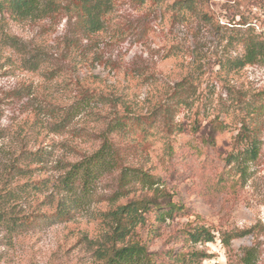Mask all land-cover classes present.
I'll use <instances>...</instances> for the list:
<instances>
[{"label":"rangeland","instance_id":"1","mask_svg":"<svg viewBox=\"0 0 264 264\" xmlns=\"http://www.w3.org/2000/svg\"><path fill=\"white\" fill-rule=\"evenodd\" d=\"M174 1L114 0L106 29L92 34L64 8L39 19L0 13V173L23 150L42 146L48 153L39 177L49 179L39 192L10 203L6 212L22 222L13 228L0 224V264L88 262V241L98 229L93 212L106 208L116 191L135 187L121 202L141 194L134 181L121 184L126 167L153 175L181 207L161 221L150 213L136 228L158 264H188L193 250L204 253L194 264H240L248 248L252 264H264V62L230 70L218 64L243 53L244 44L229 39L237 32L252 27L264 33V0H194L195 12L178 11ZM32 54L41 62L25 68L23 60ZM91 75L123 95L133 106L128 115L140 117L126 120L127 132H106L112 107L96 103L55 132L57 118L48 109L72 105L80 91L76 83L86 78L88 84ZM37 112L41 126L35 131ZM105 137L119 160L98 179L89 201L68 221H23L27 214L54 211L44 198L56 195L53 185L63 167L91 154ZM253 141L254 159L247 156L239 165L231 158L250 150ZM195 225L210 229L213 241L191 244L185 231ZM231 231L248 232L225 247L221 234Z\"/></svg>","mask_w":264,"mask_h":264},{"label":"trees","instance_id":"2","mask_svg":"<svg viewBox=\"0 0 264 264\" xmlns=\"http://www.w3.org/2000/svg\"><path fill=\"white\" fill-rule=\"evenodd\" d=\"M141 1L144 2L145 0ZM157 1L162 3L164 0ZM194 2V0H176L172 7L178 11L185 8L195 12ZM63 8L68 14L77 16V26L84 33L92 34L106 29V18L114 9V0H70L67 5L63 4V0H0V13L6 12L13 19H39L55 14ZM196 14L201 18H205V14L201 12H196ZM233 38L229 39L244 44L243 53L240 56L219 62V65L226 66L230 70L264 62V33H256L254 28L249 27L244 33L237 32ZM7 41L14 48H21L15 38L7 37ZM21 52L25 53L26 51L23 48ZM40 60V55L32 54L23 60V65L25 68L36 69L41 62ZM85 79L81 80L84 81L83 83H80V81L76 83L80 91L78 98L75 99L72 105L63 109L59 107L55 110L48 109L47 112L57 118L53 123L55 132L59 128H63L71 117L87 107H91V103L112 107L109 112L106 132L109 134L127 132L126 120L140 118L138 115H128L132 113L131 108L133 106L122 97L123 95L115 94L111 84H108L104 78L91 75L88 84ZM57 110H62L60 116L56 112ZM40 114L42 113H34L31 120V128L35 131L41 126ZM44 114L43 116H46ZM196 124L193 122L191 128H194ZM177 128H180L181 132L183 131L181 125H178ZM111 143L105 137L101 145L91 154L83 156L78 161L66 163L67 165L63 167L64 171L58 175L53 185L56 195L53 198H50L53 195L44 198V201L49 199V201H45V204H52L54 211L44 215L36 214L37 212L27 214L23 216V221L36 216L70 220L73 211L85 204L93 195L98 179L116 168L119 155ZM253 143L254 141L250 143L252 144L250 150H240L231 158L236 161L239 160V165H242V161L247 156L254 159L257 155V147ZM47 153L42 146L35 149H25L18 156V162L13 163L0 173V224H6L9 228L20 224L22 221H18L20 220L19 217L14 219L15 217L6 212L10 203L13 204L22 196H29L28 194L32 196L39 192L42 184H48V178L39 177ZM129 171L133 172L132 177H125ZM18 177H27V180L22 184L9 186L13 179ZM35 177L39 178L36 182L32 181ZM120 178L123 185L126 184L125 180L127 182L134 181V183L140 185L139 190L141 192L139 193L141 194L121 202L128 192L135 190V187L116 191L106 199L108 201L106 208L93 212L98 229L95 236L90 240L88 239V244H92L91 258L86 263L76 264H158L155 261L154 254L138 238L136 228L147 222L150 213H155V220L161 221L166 216H171L175 209L179 210L181 207L178 208L176 203L172 202L164 184H159L158 179L140 168L126 167ZM165 207L167 209H164ZM247 232H224L221 234V242L223 246L228 247L231 239L245 235ZM185 233L191 244L211 242L214 239L213 232L203 225H195ZM251 250L248 248L244 251L240 257V264H252L253 252ZM203 255L204 253L198 250L191 251L188 264H194Z\"/></svg>","mask_w":264,"mask_h":264}]
</instances>
